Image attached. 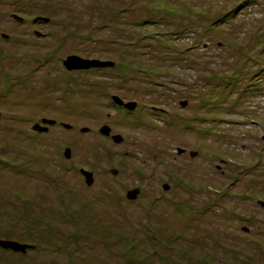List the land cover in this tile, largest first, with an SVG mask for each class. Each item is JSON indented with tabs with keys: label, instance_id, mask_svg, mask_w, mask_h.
<instances>
[{
	"label": "rangeland",
	"instance_id": "obj_1",
	"mask_svg": "<svg viewBox=\"0 0 264 264\" xmlns=\"http://www.w3.org/2000/svg\"><path fill=\"white\" fill-rule=\"evenodd\" d=\"M0 115V264H264V0H0Z\"/></svg>",
	"mask_w": 264,
	"mask_h": 264
},
{
	"label": "water",
	"instance_id": "obj_2",
	"mask_svg": "<svg viewBox=\"0 0 264 264\" xmlns=\"http://www.w3.org/2000/svg\"><path fill=\"white\" fill-rule=\"evenodd\" d=\"M46 21H48V20H46ZM64 65L69 71H74V70L90 69V68H93V67H96V68H103V67H109V66L112 67L114 64L113 63H107V62H100V61H88V60L86 61V60H83V59L78 58L76 56H73V57H69L64 62ZM113 100H114L115 104H117L118 106L125 107L128 110H133V109L136 108V104L135 103L125 104L121 99H119L117 97L113 98ZM183 105L185 106L186 104H183ZM0 117H1V115H0ZM43 124L47 125V126H54V125H56V122L55 121L44 120ZM65 127L68 128V129L71 128L69 126H65ZM34 130L38 131L40 133H43V132H47L48 128L47 127H42L40 124H38V125H36L34 127ZM88 131L89 130H84V132H88ZM101 134L106 136V137H110L111 129L109 127H104L101 130ZM112 139L117 144L121 143L123 141L120 136L112 137ZM65 156L68 159L71 158V153H70L69 150H67ZM83 174L87 178V184L89 186H92L93 183H94L93 175L92 174H88L86 172H84ZM138 194H139L138 191L131 192L128 195V199L131 200V201L132 200L135 201L137 199ZM262 205H264V204L262 203ZM0 247L4 248L6 250H12L14 252H22V253H26L28 249H31L30 247H28L26 245H22V244H19V243H16V242H1V241H0Z\"/></svg>",
	"mask_w": 264,
	"mask_h": 264
},
{
	"label": "trees",
	"instance_id": "obj_3",
	"mask_svg": "<svg viewBox=\"0 0 264 264\" xmlns=\"http://www.w3.org/2000/svg\"><path fill=\"white\" fill-rule=\"evenodd\" d=\"M42 20H45V19H41V18H40L39 22H42ZM47 20H48V21H44V22H49L50 19L48 18ZM76 56H78V55H76ZM98 60H99V61H102V60H100V59H98ZM93 61H96V60H93ZM104 68H105V67H104ZM0 241H1V242H16V243H19V244H22V245H26V246L30 247L31 249L34 248V246H32V245H29V244H23V243H20V242L17 241V240L14 241V240H1V239H0ZM0 248L3 249V250H6V249H4V248H2V247H0ZM29 250H30V249H28L27 252H28ZM10 251H12V250H10ZM13 252H14V251H13ZM27 252H26V253H27ZM26 253H25V255H26Z\"/></svg>",
	"mask_w": 264,
	"mask_h": 264
},
{
	"label": "flooded vegetation",
	"instance_id": "obj_4",
	"mask_svg": "<svg viewBox=\"0 0 264 264\" xmlns=\"http://www.w3.org/2000/svg\"><path fill=\"white\" fill-rule=\"evenodd\" d=\"M94 68H96V67H93V69ZM92 69V68H91ZM101 69H104V67L103 68H96V70H101ZM69 71V70H68ZM75 72H79V71H81V70H74ZM74 71H69V72H74ZM86 71V70H85ZM89 71H90V69H89ZM81 72H84V70H82ZM119 107H121V108H123V109H125V107H122V106H119ZM131 111H133V110H131Z\"/></svg>",
	"mask_w": 264,
	"mask_h": 264
}]
</instances>
